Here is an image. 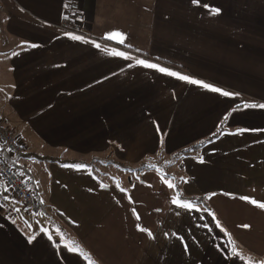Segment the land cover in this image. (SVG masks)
I'll return each mask as SVG.
<instances>
[{
  "label": "crops",
  "instance_id": "0c3cea01",
  "mask_svg": "<svg viewBox=\"0 0 264 264\" xmlns=\"http://www.w3.org/2000/svg\"><path fill=\"white\" fill-rule=\"evenodd\" d=\"M0 12V118L26 147L3 156L42 208L16 220L0 212V264L264 259V209L240 199L264 202V109L224 120L237 103H264V0H0ZM67 21L92 35L64 30ZM113 32L123 45L105 39ZM113 49L133 59L108 55ZM136 59L240 95L222 97ZM161 154V165L177 172V194L199 211L172 204L174 190L155 189L166 178L160 168L137 170ZM101 159L139 173L136 187H118L107 168L96 173L90 160ZM233 246L244 260L226 258Z\"/></svg>",
  "mask_w": 264,
  "mask_h": 264
},
{
  "label": "snow or ice",
  "instance_id": "6c2138e0",
  "mask_svg": "<svg viewBox=\"0 0 264 264\" xmlns=\"http://www.w3.org/2000/svg\"><path fill=\"white\" fill-rule=\"evenodd\" d=\"M192 3L194 5H196V6H201V0H192ZM202 6L204 8H206L210 14L219 15L220 12H221V9H219L218 7H211L207 3H204ZM67 18L68 17H65V19H67ZM66 35H69L70 39H72L73 41H81V42H84V43H89V41L85 40V38L83 36L75 35V34H66ZM105 39H108V40H116L121 45H123L124 42H125V37L121 33H119V32L109 33L105 37ZM92 43L94 44V46L97 49H101V45L100 44L95 43V42H92ZM30 47L35 48V47H39V45L32 44V45H30ZM15 54L16 53H14V55ZM108 55L113 56V57L122 58V59H124L126 61H130V60L133 59V57L130 56L129 54H127L126 52H124V51H117L115 49H113L111 52H109ZM135 62H136L137 65H139V66H141V67H143L145 69H151V70H154L156 72H159V73H161L163 75H166V76H169V77H175V78H177V79H179L181 81L186 82L187 84L198 86L199 88H202V89L207 90V91L212 92V93H218L220 96L225 97V98H229V99H232V100H236L239 97V95H240L239 93L225 91V90H223V89H221L219 87H216L215 85H213L211 83H206L203 80L195 79V78H192V77L187 76V75H182L179 72L172 71V70H170L169 68H166V67H161L157 63H150V62H148L145 59H136ZM250 108L251 109H256V108L264 109V103L257 104V103L245 102V103H243V105L237 103V104H235L232 107L231 111L227 115L224 116V120H228L229 117L231 116L232 112L240 111V110H243V109H250ZM247 130L248 129L241 128V129H239V132L240 133H243V132H245ZM157 131H160V129H159L158 126H157ZM215 134L216 133H213V135H215ZM200 162L201 163L204 162L202 158L200 159ZM165 182L167 183L168 188L172 189V188L175 187V185L173 183L168 182V181H165ZM118 187H119V185H118ZM7 191H8V189L5 188V192H7ZM121 191H124V189H121ZM5 199H8L7 196H5ZM129 199H131V198H129ZM240 199L246 200L249 203L255 205L256 207H258L260 209H264V202H258L255 199L250 198V197H246V196H241ZM171 202H172V204L176 205V207L183 208V209L188 210V211H199L200 210L192 202L182 201L179 194H177L176 196H174L172 198V201ZM133 212L135 213V209H133ZM213 218H215L214 214H213ZM136 219L137 220L140 219L139 215L136 216ZM217 226L220 227L219 224ZM137 227H138V230L139 231H141V232H147V235L148 236H150V237L152 236V233L150 231H147L146 229L140 227L139 225ZM243 227H246L247 228V227H250V226L249 225H244ZM222 231H223V229H222ZM34 239H35L34 236H29L28 237V242L29 243H32ZM49 239L51 240V236H49ZM178 239H181L182 240V238H178ZM65 247L70 252H76V251H78V248L77 247L68 246V245H66ZM185 250L187 251V245H185ZM233 257L239 258L241 260H244L243 255L240 252H237L235 250V247L234 246H233L231 255L227 256L226 258L227 259H232ZM245 264H264V259H261V260H258V261H255L254 262V261H252L249 258L247 261H245Z\"/></svg>",
  "mask_w": 264,
  "mask_h": 264
},
{
  "label": "built area",
  "instance_id": "2783aa9c",
  "mask_svg": "<svg viewBox=\"0 0 264 264\" xmlns=\"http://www.w3.org/2000/svg\"><path fill=\"white\" fill-rule=\"evenodd\" d=\"M63 29L88 37L92 35L89 30L84 29L80 23L76 22L67 21ZM0 145L3 147V152H6L9 157L14 158L26 153L24 144L1 118ZM5 188L8 189L7 192H5ZM5 196L8 199H5ZM12 201H16L20 205L21 211L12 204ZM41 211V205L30 182L0 153V212L5 217L16 220L21 217L22 213L26 216H37L41 214Z\"/></svg>",
  "mask_w": 264,
  "mask_h": 264
},
{
  "label": "rangeland",
  "instance_id": "374dc122",
  "mask_svg": "<svg viewBox=\"0 0 264 264\" xmlns=\"http://www.w3.org/2000/svg\"><path fill=\"white\" fill-rule=\"evenodd\" d=\"M1 25H2V18H1V12H0V26ZM162 156L163 155L161 154V155L158 156V158L146 160L144 165H141V166L137 167V170H141L145 166L146 167H150V168H160V171L162 172V175L166 176L165 181L173 183L175 185V187L172 188V189L168 188L167 183L163 182L159 178V180L155 181V183H154L155 189L159 193H164L166 191H169V192L173 193V190H174V194H177V192H178V188L177 187H179L178 186V177H177V174H176L177 172L176 171H169L168 167H167L168 165H164V164H168L170 162H167V163L163 162L164 164L161 165L162 164V162H161ZM174 159H175V157H172V161ZM105 160L106 159H101V161L90 160L91 163L95 164V165H93L95 172H96V170H97V172H99V171L104 172V169L107 168L108 172H109L107 174H109V176H110L109 177L110 181L115 180V182L119 186H121V187H123L125 189H129L130 186L133 187V188L136 187L137 182H138L137 180H138V177H139V173L134 172V171H130V170H124V169H122L120 167H116V166H112V165L109 166L105 162ZM141 182L144 184V178H142Z\"/></svg>",
  "mask_w": 264,
  "mask_h": 264
},
{
  "label": "trees",
  "instance_id": "16d2710c",
  "mask_svg": "<svg viewBox=\"0 0 264 264\" xmlns=\"http://www.w3.org/2000/svg\"><path fill=\"white\" fill-rule=\"evenodd\" d=\"M220 133H221V130H220V132L216 133V134L213 135L212 137L208 138L205 142L200 143V144L196 145L195 147H193V148H191V149H189V150L183 151V152L180 153L178 156H176L175 159H178L179 156H180V157H181V156H185V154H188V153H190V152H193V151L199 150L200 148H202L203 146H205V145H206L207 143H209L210 141L212 142L213 140H215V139L217 138V136H219ZM1 154L3 155V153H1ZM175 159H174V160H175ZM145 169H152V168H150V167H146V166H145L144 168L141 169V171H144Z\"/></svg>",
  "mask_w": 264,
  "mask_h": 264
},
{
  "label": "water",
  "instance_id": "95a60500",
  "mask_svg": "<svg viewBox=\"0 0 264 264\" xmlns=\"http://www.w3.org/2000/svg\"><path fill=\"white\" fill-rule=\"evenodd\" d=\"M3 152V147L0 145V153Z\"/></svg>",
  "mask_w": 264,
  "mask_h": 264
}]
</instances>
